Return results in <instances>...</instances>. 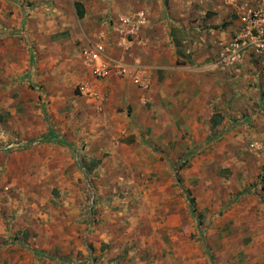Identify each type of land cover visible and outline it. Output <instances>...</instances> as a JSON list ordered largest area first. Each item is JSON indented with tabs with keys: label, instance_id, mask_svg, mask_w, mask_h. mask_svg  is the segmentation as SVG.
Instances as JSON below:
<instances>
[{
	"label": "rangeland",
	"instance_id": "obj_1",
	"mask_svg": "<svg viewBox=\"0 0 264 264\" xmlns=\"http://www.w3.org/2000/svg\"><path fill=\"white\" fill-rule=\"evenodd\" d=\"M155 1L0 0V264H264V136L251 116L226 130L212 100L185 118L96 89L108 77L142 86L95 63L141 69L119 17ZM75 2L92 12L83 43Z\"/></svg>",
	"mask_w": 264,
	"mask_h": 264
},
{
	"label": "crops",
	"instance_id": "obj_2",
	"mask_svg": "<svg viewBox=\"0 0 264 264\" xmlns=\"http://www.w3.org/2000/svg\"><path fill=\"white\" fill-rule=\"evenodd\" d=\"M252 2L253 0H167L166 11L153 8L158 4L157 0L146 5L139 10L144 12L147 23L140 24L132 33L134 37L130 43V55L142 66L149 68L150 71L139 67L141 80L147 84V89L144 86H135L128 80L111 77L94 80L96 89L102 96L130 98L128 100L135 99L136 96H148L144 110L151 112H162L165 105H161L160 101H167L173 115L185 118L192 116L191 112L197 107V101L212 100L224 116L223 122L226 124L229 121L226 130L235 124L229 118L238 117L237 123L242 124L251 116V123L255 125L252 131H258L264 136V70L248 54L226 69L214 64L220 44L228 43L233 32L241 25V10L237 6ZM81 3L87 13L85 17L79 18V24L84 28H79L75 35L83 43L82 38L87 35L85 22L90 20L88 14L92 12L90 7L88 9V4ZM142 6H145L144 2ZM73 7L74 5L71 8L76 15ZM105 7L103 2L100 3L99 8L92 14L93 17L98 15V10H104ZM57 10L61 13L57 12V16L61 17L63 8L57 7ZM41 29L45 30V26ZM111 31V38L116 40L117 29ZM172 35L185 50L184 53L188 54L189 62L180 63L177 59ZM111 47L108 51L114 50V55L123 53L119 48ZM226 71L231 72L232 77L227 78L224 74ZM231 83L234 84L232 90ZM188 96H197L193 97L194 105L187 102ZM211 113L212 110L209 111L208 118ZM195 115L197 118L200 114L196 112ZM194 123L198 125L196 120ZM219 123L217 121L215 126ZM260 163L264 169V152L260 155ZM262 183L264 185V176Z\"/></svg>",
	"mask_w": 264,
	"mask_h": 264
},
{
	"label": "built area",
	"instance_id": "obj_3",
	"mask_svg": "<svg viewBox=\"0 0 264 264\" xmlns=\"http://www.w3.org/2000/svg\"><path fill=\"white\" fill-rule=\"evenodd\" d=\"M237 9L241 10V25L233 32L228 43L220 44L215 66L229 68L241 61L244 55H249L259 63L261 70H264V0H253L250 4H240ZM119 22L128 27V33H133L140 24L145 22L144 12L139 11L136 17H119ZM96 59V54L93 55ZM96 73L104 76L112 70L116 73L129 75L135 82L146 87L147 84L141 80L139 68H128L127 66L111 62L108 65L95 63Z\"/></svg>",
	"mask_w": 264,
	"mask_h": 264
},
{
	"label": "trees",
	"instance_id": "obj_4",
	"mask_svg": "<svg viewBox=\"0 0 264 264\" xmlns=\"http://www.w3.org/2000/svg\"><path fill=\"white\" fill-rule=\"evenodd\" d=\"M75 12H76V15L80 18V17H82L83 16V11L81 10V4L79 3V2H75ZM213 124L214 123H216L217 121L216 120H214V117H213ZM48 128H49V132L51 133V134H55V132L53 131V129H52V126L49 124L48 125ZM35 143V142H34ZM31 144H33V142L31 143ZM184 161H185V159H184ZM183 161V162H184ZM178 169L179 168H177V170H176V173L178 172ZM263 189H264V187H263ZM193 198H189V202H190V205H191V209L193 210V211H195V209H194V205H193ZM198 218H199V216H198Z\"/></svg>",
	"mask_w": 264,
	"mask_h": 264
}]
</instances>
